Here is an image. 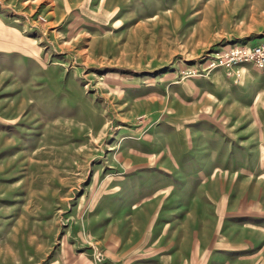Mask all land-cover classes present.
<instances>
[{"label":"rangeland","instance_id":"374dc122","mask_svg":"<svg viewBox=\"0 0 264 264\" xmlns=\"http://www.w3.org/2000/svg\"><path fill=\"white\" fill-rule=\"evenodd\" d=\"M264 0H0V264H264Z\"/></svg>","mask_w":264,"mask_h":264},{"label":"built area","instance_id":"2783aa9c","mask_svg":"<svg viewBox=\"0 0 264 264\" xmlns=\"http://www.w3.org/2000/svg\"><path fill=\"white\" fill-rule=\"evenodd\" d=\"M254 64L264 67V41L259 43H237L226 47L214 57L213 64L225 68L228 73L240 74L239 66Z\"/></svg>","mask_w":264,"mask_h":264}]
</instances>
